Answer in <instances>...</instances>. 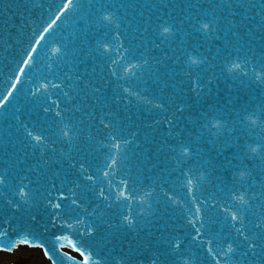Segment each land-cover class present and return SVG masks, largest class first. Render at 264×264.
Here are the masks:
<instances>
[{"label":"water","instance_id":"1","mask_svg":"<svg viewBox=\"0 0 264 264\" xmlns=\"http://www.w3.org/2000/svg\"><path fill=\"white\" fill-rule=\"evenodd\" d=\"M66 2L0 0V101L36 36L60 16L0 107V252L38 248L50 264H84L85 258L87 264H149L152 252L161 250L157 241H168L170 249L177 237L180 250L168 257L175 264H214L209 246L221 264H264V142L258 127L241 123L245 113L264 121V80H255L256 72L264 73V0H72L61 14ZM201 23L209 25L206 32ZM189 54L199 63L191 64ZM233 61L241 68L228 72ZM128 62L138 67L122 76ZM41 83L48 89L36 92ZM212 119L224 126L212 128ZM65 125L69 138L62 135ZM26 128L46 143H33ZM111 133L131 143L122 145L118 167L104 178L97 169L111 156ZM178 140L189 157L173 150ZM234 142L240 151L246 142L261 143L259 156L241 164L233 159ZM80 164L95 184L82 178ZM187 169L196 181L193 195L216 205L203 213L197 240L186 221L194 211L182 175ZM226 169L248 173L230 181L247 204L230 200L220 182ZM125 174L138 188L131 227L120 219L128 202L106 207ZM100 187L108 202L96 198ZM60 193L68 199L60 201ZM165 193L179 203L172 206ZM57 202L59 210L52 207ZM230 205L241 219L220 211ZM228 243L234 251L225 255Z\"/></svg>","mask_w":264,"mask_h":264},{"label":"snow or ice","instance_id":"2","mask_svg":"<svg viewBox=\"0 0 264 264\" xmlns=\"http://www.w3.org/2000/svg\"><path fill=\"white\" fill-rule=\"evenodd\" d=\"M72 0H67V2L63 5V7L61 8L60 12L61 14L68 9V7L71 5ZM3 7L7 8L8 5L7 3H5L3 5ZM60 18L59 15H57L56 20H58ZM111 17L110 16H104V20L108 21L110 20ZM56 20H52L50 23H48L43 29L42 31L39 33L38 36H36V39L34 41V43L31 45V48L28 50L26 57L23 59L22 64L20 65L17 74H16V78L12 83L11 88L8 90V93L6 96L3 97V101H0V107H2L4 105V101H7L9 96L12 95L13 90L16 88L17 84H19L20 79L25 71V68L28 67L31 62H32V58L34 53L37 51L38 46L41 44V42L44 40L45 34L48 33L53 25L56 23ZM200 28L203 29L205 32L208 30L209 25L207 23H201L200 24ZM170 32L169 27H164L163 28V33L168 34ZM103 50L105 52L109 51V47L107 44L103 45ZM60 52L59 48H55L53 49V53L58 54ZM188 60L190 61L191 64L195 65L197 63H199V61L196 58H193V56L191 54L188 55ZM112 63H115V61H113ZM138 67V64L135 62H128L127 65L123 68V72H122V76H128L129 74L132 73V69ZM241 64L240 63H236L235 61H233L231 63V67L228 68V72H233L236 69H240ZM112 75L114 77H116V73L113 71ZM246 75V73H245ZM255 80L256 82H261L262 80H264V73H260V72H256V76H255ZM193 85L195 86V81H193ZM53 87H59L60 85H52ZM49 87L48 84L46 83H41L39 85V88L36 90V92H39L41 89L43 90H47ZM97 91H99V89H97ZM123 91L125 93L129 92L128 88H124ZM36 93H33V95H35ZM66 95V94H65ZM132 95H135V93H132ZM171 102V101H170ZM149 103H152L153 107L155 108H161L162 105L159 103H156L154 101H149ZM57 107H59V105H57ZM178 111H183V105L179 106ZM49 109L47 107L43 108V112L46 114L48 113ZM262 111H264V109H262ZM55 115L57 117H59L61 115L60 112H56ZM255 116L254 114L251 113H245L242 116L241 119V123L242 124H246L250 127H258L259 129V135L258 138L261 142H264V121H259L256 117V119H253ZM169 123H171V121H169ZM100 124L103 125L104 129H108L110 128V125L108 123H106L103 118L100 119ZM224 126V122H222L221 120L218 119H212L211 121V127L215 128L217 130H219L221 127ZM67 125L64 126V129H62V135L65 138H69V132L66 130L67 129ZM235 129H232V131H234ZM26 135L31 139V141L35 144H41V143H46L45 138L41 135H35L33 133V131H31L30 129L26 128ZM244 135L246 136H250L251 133L249 132H245ZM109 143L106 145V147H108L111 151V156L107 157L105 159V166L103 167V169H97V171H99L100 173L102 172V175L104 178H107L109 176V170L111 169H115L118 167V161L121 159V153H122V145H127L129 143H131L130 139H121L119 138V133H111L109 134ZM233 147H235L237 149V152H235L233 154V159L238 160L241 164L244 162L245 158H251L252 156H259L260 151H261V143H255V144H250V143H245L242 146V151H240L241 146L239 145L238 142H234ZM115 150V152L113 153L112 150ZM174 151H178L180 153V155H182L183 157L187 158L190 156V149L188 146H185L183 144V142L181 141H177L176 146L173 149ZM244 153H247V157L244 156ZM260 159L264 160V156H261ZM69 167L72 168H76V164L75 163H71L69 165ZM81 175L82 178L85 181H90L93 184H95V177L93 175H87L85 173H87L88 169H86L84 167L83 164L79 165V168L77 169ZM190 169L184 170L182 175L184 177V186L187 189V195L188 198L190 199L191 205H192V210L193 214L189 217H186V221L189 225L192 226L193 229H195V235L192 236V240H197L198 237L202 236V232L201 229L204 228V217H203V213L206 211V208L208 206H216L215 204L209 205V202L206 199H197L194 195H193V184H194V179L190 176ZM246 175H248V173L245 170H240L238 173L231 171L230 169H226L224 171L223 176L220 178V182L222 184L225 185V187L227 188L228 194L230 196V200L231 201H236L240 204H247L248 201L245 199V195L243 193H237L236 191H233L231 185H230V181L231 179L235 178V179H243L246 177ZM200 180L204 179V175L203 173L200 174L199 176ZM2 179H0V183H2ZM196 182V181H195ZM134 185V187L129 188V185ZM137 186V182L131 180L130 177L127 176V174H125L124 179H122L120 181V184L117 186L119 188V191L116 192L115 194V198L111 203H106V207L111 208L113 206V203L115 204H119L121 202H128L127 203V209L128 214H123L120 219L122 221L123 224L131 227L134 224V219L131 215V208H132V201H134L136 199V195L138 192V188L135 187ZM76 188L80 187V184L77 182L75 184ZM109 188H111V184L109 183ZM71 191V190H70ZM126 191L129 193L128 195H126ZM20 195L24 196L25 192L24 189L21 188L20 189ZM96 198L99 200H103L105 202L109 201V196L106 194L105 189L103 187H100L99 189L96 190ZM165 195L167 196V199L169 201H171L172 206H176L179 201L176 197H174L173 195L169 194V193H165ZM58 199L60 201L62 200H66L68 199L67 196H65L63 193L59 194ZM72 205H75L77 208H81L82 205L77 201V199L73 198L71 200ZM141 204L145 203L143 200L140 201ZM150 206V205H149ZM203 206V207H202ZM52 207L56 210L61 209V203L57 202L55 204L52 205ZM85 211H87L85 209ZM187 211V210H186ZM220 211L224 212L227 214V216H229L231 218L232 221H237L238 219H241L240 216H238V214L234 211L231 210V205L227 208L221 207ZM139 215H143V212L138 213ZM88 215H92V213H88ZM197 223H199V227H197ZM236 231H239V229H236ZM87 232L88 235H94L95 234V228L89 224L87 226ZM203 242V241H202ZM167 243L168 241L165 240H159L157 241V245L158 247L161 249L160 251H153L152 255L155 257V259H152L149 264H175L174 261L168 259V257H171L173 254L177 253L180 250V246L182 241H180L177 237H174L171 240V247L170 249L167 248ZM207 243L209 245H211V240L207 241ZM249 247H255V245L250 244ZM208 253L211 255L212 260L214 261V264H221L220 260L216 259V256L212 253V248L209 246L207 248ZM234 251V248L232 246L231 243H228L225 245V255L227 253H232ZM81 256H83V252L79 253ZM45 256H47V253H44ZM223 258V257H222ZM84 264H87V259L85 258ZM116 264H121V261L117 260ZM135 264H140L139 261H136ZM182 264H189L188 260H184L182 261Z\"/></svg>","mask_w":264,"mask_h":264},{"label":"rangeland","instance_id":"3","mask_svg":"<svg viewBox=\"0 0 264 264\" xmlns=\"http://www.w3.org/2000/svg\"><path fill=\"white\" fill-rule=\"evenodd\" d=\"M41 256L37 250H26V252H18L17 257L14 259H0V264H44L46 259L43 256L42 258Z\"/></svg>","mask_w":264,"mask_h":264},{"label":"bare ground","instance_id":"4","mask_svg":"<svg viewBox=\"0 0 264 264\" xmlns=\"http://www.w3.org/2000/svg\"><path fill=\"white\" fill-rule=\"evenodd\" d=\"M22 251H24V252H26V250H23V249H20V248H17L16 250H15V252L13 253V254H1L0 253V259H3V260H10V259H14V258H16L17 257V254H18V252H22ZM37 252H39V255L41 256L42 254L40 253V251L39 250H37ZM42 257V256H41ZM43 258V257H42ZM42 260V259H41ZM44 264H49L48 262H47V260L46 261H44Z\"/></svg>","mask_w":264,"mask_h":264},{"label":"clouds","instance_id":"5","mask_svg":"<svg viewBox=\"0 0 264 264\" xmlns=\"http://www.w3.org/2000/svg\"><path fill=\"white\" fill-rule=\"evenodd\" d=\"M53 49H55V48H53ZM240 68H241V67H240ZM253 119H256V118L254 117Z\"/></svg>","mask_w":264,"mask_h":264}]
</instances>
